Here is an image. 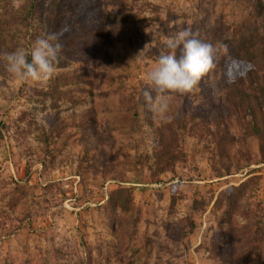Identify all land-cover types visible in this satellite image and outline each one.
Wrapping results in <instances>:
<instances>
[{"label":"rangeland","instance_id":"rangeland-1","mask_svg":"<svg viewBox=\"0 0 264 264\" xmlns=\"http://www.w3.org/2000/svg\"><path fill=\"white\" fill-rule=\"evenodd\" d=\"M257 1L0 0V264L264 260L259 140L238 103L225 104L227 81L245 69L228 61L229 40L262 23ZM186 28L213 47V65L190 92L167 93V113L149 111L146 75ZM49 33L62 51L47 81L7 71L6 54ZM158 132L178 152L160 175ZM119 186L128 211L107 199Z\"/></svg>","mask_w":264,"mask_h":264},{"label":"trees","instance_id":"trees-1","mask_svg":"<svg viewBox=\"0 0 264 264\" xmlns=\"http://www.w3.org/2000/svg\"><path fill=\"white\" fill-rule=\"evenodd\" d=\"M255 13L262 16L261 24H254L242 30L236 34L230 43V56L228 61L231 63L241 62L245 66L244 71H238L235 73V77L227 81L226 84V102L228 107H232L234 102L238 103L239 115L243 118V125L259 140V150L261 160L264 162V6L261 2L257 1L254 5ZM15 15V14H14ZM22 13L18 12L16 21L24 22L27 17H21ZM138 14L132 15L129 19L125 20L131 22L138 21ZM20 17V18H19ZM133 17V18H132ZM122 23V22H121ZM233 54V55H232ZM231 55L233 56L231 58ZM29 61L31 60L28 58ZM235 59V60H234ZM68 74L65 73V80ZM241 103V104H240ZM237 107V108H238ZM236 108V109H237ZM248 118V120H246ZM226 134H228L226 132ZM230 136L224 137V141L230 140ZM223 141V146H224ZM175 146L173 141H166L163 139V135L158 132L157 137L153 143V164L152 168L156 171V175L168 170L172 165V160L177 157V151L173 153L169 150V146ZM224 155V149H223ZM225 171H229L227 165ZM157 176L156 178H158ZM245 182H241L239 185L234 186L235 191L229 193L227 199L233 203L239 198V191ZM108 201L113 207L120 208L122 210H129L131 206V193L127 187H117L109 192ZM232 214V212H231ZM248 237H257L261 239V234L251 233L248 231ZM261 255L252 257V255L245 251L240 257L237 256L236 264H264V260Z\"/></svg>","mask_w":264,"mask_h":264},{"label":"clouds","instance_id":"clouds-1","mask_svg":"<svg viewBox=\"0 0 264 264\" xmlns=\"http://www.w3.org/2000/svg\"><path fill=\"white\" fill-rule=\"evenodd\" d=\"M164 44L169 51L161 54L147 73L148 88L143 92L149 111L158 114H165L169 110L167 93L190 92L213 65V47L196 38L190 29L179 31L167 38ZM61 51L59 35L49 33L37 38L30 52L17 49L6 54V69L21 80L47 81L54 74Z\"/></svg>","mask_w":264,"mask_h":264}]
</instances>
